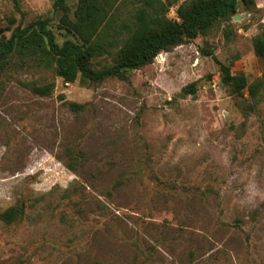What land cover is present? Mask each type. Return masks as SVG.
<instances>
[{
    "label": "rangeland",
    "instance_id": "374dc122",
    "mask_svg": "<svg viewBox=\"0 0 264 264\" xmlns=\"http://www.w3.org/2000/svg\"><path fill=\"white\" fill-rule=\"evenodd\" d=\"M53 1L0 0V36L43 20L59 45L76 40L62 18L79 0ZM159 1L178 20L190 0ZM139 2L121 0L113 25ZM263 27L264 0L238 2L98 81L64 79L43 40L18 45L0 62V264H264V90L236 94L220 74L262 76Z\"/></svg>",
    "mask_w": 264,
    "mask_h": 264
},
{
    "label": "trees",
    "instance_id": "16d2710c",
    "mask_svg": "<svg viewBox=\"0 0 264 264\" xmlns=\"http://www.w3.org/2000/svg\"><path fill=\"white\" fill-rule=\"evenodd\" d=\"M66 0H54L56 8L64 7ZM121 0H79L74 20L63 17L64 28L73 33L76 40L66 39L59 45L45 21L34 20L21 27H15L9 36H0V62L14 49L31 42L43 40L47 50L55 57V69L64 79L71 80L78 73L82 79L102 80L108 75L124 77L128 69L149 63L160 52L195 37L205 31L217 19L236 12L237 3L251 4L254 0H190L181 3L176 14L178 20L167 16L169 5L159 0H140L130 12V18L122 24L115 23L113 13ZM256 56L264 58V27L252 38ZM114 54L116 62L104 69H96L91 60L99 55ZM223 83L242 95L243 90L255 98L264 90L262 76L247 82L245 75L232 74L230 67L220 63ZM49 91V86L46 87ZM35 90L43 93L42 87ZM194 83L182 87L181 95L195 93ZM12 210L1 214L10 220Z\"/></svg>",
    "mask_w": 264,
    "mask_h": 264
},
{
    "label": "water",
    "instance_id": "95a60500",
    "mask_svg": "<svg viewBox=\"0 0 264 264\" xmlns=\"http://www.w3.org/2000/svg\"><path fill=\"white\" fill-rule=\"evenodd\" d=\"M233 18H234V19H238V15H234Z\"/></svg>",
    "mask_w": 264,
    "mask_h": 264
}]
</instances>
